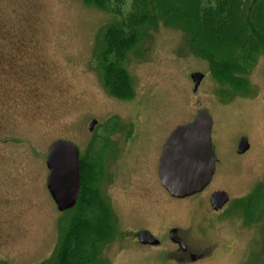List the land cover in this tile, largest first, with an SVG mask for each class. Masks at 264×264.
I'll use <instances>...</instances> for the list:
<instances>
[{
	"label": "rangeland",
	"instance_id": "1",
	"mask_svg": "<svg viewBox=\"0 0 264 264\" xmlns=\"http://www.w3.org/2000/svg\"><path fill=\"white\" fill-rule=\"evenodd\" d=\"M113 20L83 0H0V58L5 60L16 49L15 63L29 67L14 72L0 69V264L53 260L72 213L60 212L47 189L46 163L53 142L70 141L85 155L95 137L94 148L105 149L104 138L119 130L115 138L134 144L127 154L145 146L152 152L177 127L193 122L202 109L214 121L212 139L223 161L231 153L235 156L238 136L253 138L254 147L245 158L251 168L238 173L242 193L235 191V198L243 199L262 186L256 224L247 227L242 211L235 208L223 222L227 238H221L231 248L207 264H263L264 57L248 76L247 97L227 102L209 64L193 51L189 35L160 22L157 28L146 29L143 42L128 57L135 98L118 101L108 95L95 68L98 36ZM196 72L204 75V81L194 92L191 77ZM239 96L243 95L235 97ZM92 120L98 123L90 131ZM111 149L116 150L113 142ZM121 178L123 185L117 179L106 189L114 202L116 198L127 204L152 201L149 192L129 185L130 177ZM212 243H218L215 237ZM119 249L108 248L112 264H146L141 259L132 262Z\"/></svg>",
	"mask_w": 264,
	"mask_h": 264
},
{
	"label": "trees",
	"instance_id": "2",
	"mask_svg": "<svg viewBox=\"0 0 264 264\" xmlns=\"http://www.w3.org/2000/svg\"><path fill=\"white\" fill-rule=\"evenodd\" d=\"M83 1L114 17L98 36L95 59L108 93L121 100L134 97L129 54L143 42L146 29L160 22L189 35L193 51L208 62L223 90L246 95L248 76L264 57V0ZM82 165L77 205L50 264H106L101 255L113 234L109 206L94 183V166L87 158Z\"/></svg>",
	"mask_w": 264,
	"mask_h": 264
},
{
	"label": "flooded vegetation",
	"instance_id": "3",
	"mask_svg": "<svg viewBox=\"0 0 264 264\" xmlns=\"http://www.w3.org/2000/svg\"><path fill=\"white\" fill-rule=\"evenodd\" d=\"M4 58L5 60L0 58V69L3 72L6 70L14 72L17 69L24 70L25 68L29 70V67H25L24 64L15 63L16 60L19 61L16 49H12L9 56ZM108 95L118 101H131L115 98L109 93ZM119 134L120 131L117 130L114 136H110L111 140L107 137L104 138L105 149L94 148V142L97 140L95 137L87 147L88 156L82 155L79 151L80 186L82 159L87 158L88 163L94 166L92 171L98 175L94 183L98 184L109 206L108 212L111 216L113 234L102 253V259L106 264H112L107 253L108 248L112 246L120 247L118 253L128 254L129 260L132 262L141 259L145 260L146 264H163L161 259L165 258L170 264H207L210 260L217 259L220 251L228 252L231 248L224 241L227 237L224 234L226 225L223 222L230 219L228 217L232 216L235 208L242 211V217H240L247 227L256 224L259 212L255 211V207H258V204L252 193L254 190L257 191L258 187H255L250 195L243 199L235 198L236 193H242L240 192L242 184L238 179V173L249 170L248 167L251 168V165H247L245 160V158H249L254 147L251 136L248 137L246 134L238 136L234 147L235 156L231 153V157L226 161L220 158L221 149L214 145L212 139L215 165L211 181L201 192L180 199L173 197L160 181L161 157L169 136L152 152L149 151V146H145L140 147V150L143 151L127 154L130 145L134 144L129 143L126 138L122 140L115 138ZM243 138H247L246 145L248 146L242 150L243 152H238V143ZM110 142L116 144L115 151L108 150ZM122 144L124 148L119 149ZM92 156L94 159L90 162ZM124 176L130 177V179L135 178L136 182L129 179V185L135 184V188L138 190L149 192L152 195V201L140 203L133 200L127 204L121 203L116 198V202H114L107 194L106 189H111L117 179L123 185L125 181H121L123 180L121 177ZM155 177H158L157 180L154 179ZM222 192L227 193L228 202L215 205L214 195ZM240 200L243 202L238 203ZM212 237H215L218 243L213 244ZM124 244L127 246L123 247Z\"/></svg>",
	"mask_w": 264,
	"mask_h": 264
},
{
	"label": "water",
	"instance_id": "4",
	"mask_svg": "<svg viewBox=\"0 0 264 264\" xmlns=\"http://www.w3.org/2000/svg\"><path fill=\"white\" fill-rule=\"evenodd\" d=\"M192 79L197 90L203 75L196 73ZM95 124L93 122L91 127ZM211 129L212 120L202 111L194 123L178 127L168 138L160 163V180L173 197L182 199L195 195L211 181L215 165ZM241 147L246 148V145L241 144ZM47 166L50 170L48 190L59 211L74 208L80 187L78 149L65 141L53 143ZM214 196L215 205L228 201L225 193Z\"/></svg>",
	"mask_w": 264,
	"mask_h": 264
}]
</instances>
